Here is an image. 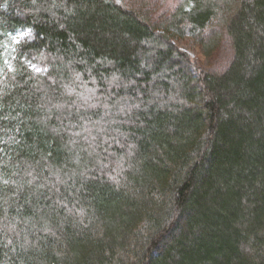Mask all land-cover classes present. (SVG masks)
Segmentation results:
<instances>
[{
  "label": "trees",
  "instance_id": "obj_1",
  "mask_svg": "<svg viewBox=\"0 0 264 264\" xmlns=\"http://www.w3.org/2000/svg\"><path fill=\"white\" fill-rule=\"evenodd\" d=\"M119 1L0 0V264H264V0Z\"/></svg>",
  "mask_w": 264,
  "mask_h": 264
},
{
  "label": "rangeland",
  "instance_id": "obj_2",
  "mask_svg": "<svg viewBox=\"0 0 264 264\" xmlns=\"http://www.w3.org/2000/svg\"><path fill=\"white\" fill-rule=\"evenodd\" d=\"M117 3H121L119 0H116ZM135 0H132V2H134ZM154 4V9L155 7L158 8V5L160 3V9H155L156 16H159V13H164L162 14L163 17H166V19L168 18V16L170 14H172L174 12V9L178 6V4L180 3V1L182 0H151ZM158 4V5H157ZM158 12V13H157ZM20 37L19 35H15L13 39H16ZM173 41L174 43H176L179 48L181 50H183L184 52L188 53L193 59H198L202 62H205L206 59L203 56L202 50H201V46L195 41V39H193L190 36H185V37H178L175 36L173 37ZM216 57H220L219 54L215 56L214 61L211 62V64H213V67L221 69L223 68V66L226 64L227 60L225 58L218 59V61L216 60ZM216 60V61H215ZM31 68L34 71L40 72V68H38L37 66L32 65Z\"/></svg>",
  "mask_w": 264,
  "mask_h": 264
},
{
  "label": "snow or ice",
  "instance_id": "obj_3",
  "mask_svg": "<svg viewBox=\"0 0 264 264\" xmlns=\"http://www.w3.org/2000/svg\"><path fill=\"white\" fill-rule=\"evenodd\" d=\"M23 35V34H22Z\"/></svg>",
  "mask_w": 264,
  "mask_h": 264
}]
</instances>
